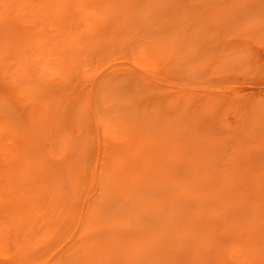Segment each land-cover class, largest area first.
<instances>
[{"label":"rangeland","instance_id":"obj_1","mask_svg":"<svg viewBox=\"0 0 264 264\" xmlns=\"http://www.w3.org/2000/svg\"><path fill=\"white\" fill-rule=\"evenodd\" d=\"M0 264H264V0H0Z\"/></svg>","mask_w":264,"mask_h":264}]
</instances>
